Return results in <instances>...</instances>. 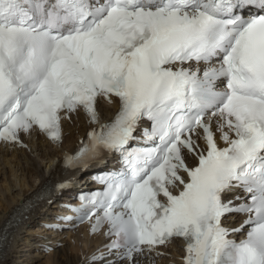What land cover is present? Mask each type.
Returning a JSON list of instances; mask_svg holds the SVG:
<instances>
[{
	"label": "snow or ice",
	"instance_id": "1",
	"mask_svg": "<svg viewBox=\"0 0 264 264\" xmlns=\"http://www.w3.org/2000/svg\"><path fill=\"white\" fill-rule=\"evenodd\" d=\"M80 110L96 126L65 163L119 164L73 209L108 239L89 264H154L176 239L182 264H264V0H0V141L59 143Z\"/></svg>",
	"mask_w": 264,
	"mask_h": 264
},
{
	"label": "bare ground",
	"instance_id": "2",
	"mask_svg": "<svg viewBox=\"0 0 264 264\" xmlns=\"http://www.w3.org/2000/svg\"><path fill=\"white\" fill-rule=\"evenodd\" d=\"M102 107L105 113L109 109L104 105ZM71 122L72 124L69 123L66 127L68 134L65 137V141L74 140L77 134L83 131L87 126L84 117L79 113L72 115ZM56 153L57 150L54 147L38 136L37 142H33L30 145V149L14 150L9 152L6 156L5 153L0 155V185L8 181V183L5 182L8 184H6L8 187L4 184L5 188L3 187L4 189L2 188L0 190V197H2V199L0 198V225L9 207L17 202L21 204L22 202H20L19 197L24 196L29 189L35 187L37 178L44 176V162L50 161L51 157ZM97 238V236H88L82 228L77 232L75 237H73L71 241H67L62 248L55 249L51 252L52 254L48 253L45 255L44 258L46 259L42 264H89L88 247ZM25 240H29V238ZM21 244L22 242L13 245L14 248H12L9 253V260L12 261L8 260L6 264H20L21 258L19 257L21 255H26L17 254L22 247ZM36 256H41V253L38 252ZM24 260H26V264H32L27 262V258H24ZM156 263L168 264V261L167 259H162L157 260ZM142 264L147 263L144 262Z\"/></svg>",
	"mask_w": 264,
	"mask_h": 264
},
{
	"label": "rangeland",
	"instance_id": "3",
	"mask_svg": "<svg viewBox=\"0 0 264 264\" xmlns=\"http://www.w3.org/2000/svg\"><path fill=\"white\" fill-rule=\"evenodd\" d=\"M1 180H2V179H1ZM5 182L8 183V181H5ZM5 182H4V184L6 185L7 183H5ZM4 184H3V185H0V190H1L3 187L5 188V185H4ZM7 185H8V184H7ZM7 185H6V187H8ZM1 186H2V187H1ZM4 188H3V189H4ZM16 190H17V189H16ZM16 190H15V191H16ZM10 193H11V192H10ZM0 198L2 199V197H0ZM0 210H1V208H0ZM51 254H52V253H51ZM45 259H46V258L43 257V258L38 262V264H39V263H40V264L44 263V260H45ZM9 261H12V260H9Z\"/></svg>",
	"mask_w": 264,
	"mask_h": 264
}]
</instances>
